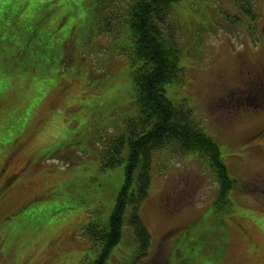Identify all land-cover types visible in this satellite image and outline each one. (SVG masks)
Wrapping results in <instances>:
<instances>
[{
	"label": "rangeland",
	"instance_id": "374dc122",
	"mask_svg": "<svg viewBox=\"0 0 264 264\" xmlns=\"http://www.w3.org/2000/svg\"><path fill=\"white\" fill-rule=\"evenodd\" d=\"M131 1L104 3L105 25L92 0L0 3V264L94 262L83 227L110 215L124 172L106 150L136 115ZM164 20L182 68L165 95L217 143L235 181L220 210L200 156L150 150L137 262L264 264V0H179ZM134 243L124 227L105 263L129 264Z\"/></svg>",
	"mask_w": 264,
	"mask_h": 264
},
{
	"label": "trees",
	"instance_id": "16d2710c",
	"mask_svg": "<svg viewBox=\"0 0 264 264\" xmlns=\"http://www.w3.org/2000/svg\"><path fill=\"white\" fill-rule=\"evenodd\" d=\"M92 1L95 13H102L99 23L112 22V16L102 7L109 0ZM178 1L132 0L124 11L136 115L126 123V131L119 138L122 145L114 144V151L106 150L104 159L108 166L122 165L124 172L110 215L105 221L97 220L83 227L90 239V248L96 251L93 264H106L112 248L123 237L124 227L130 229L135 241L137 257L129 264H139L137 261L146 257L149 234L138 215V207L147 195L150 150L171 147L200 156L216 178V207L225 210L228 206L227 191L235 178L228 174L217 143L193 124L189 109L176 107L165 95L166 85L176 81L182 68L177 44L166 38L160 25ZM123 149H126L125 156L120 153ZM136 169L139 172L134 178ZM3 192L0 190V194Z\"/></svg>",
	"mask_w": 264,
	"mask_h": 264
},
{
	"label": "snow or ice",
	"instance_id": "6c2138e0",
	"mask_svg": "<svg viewBox=\"0 0 264 264\" xmlns=\"http://www.w3.org/2000/svg\"><path fill=\"white\" fill-rule=\"evenodd\" d=\"M5 2V0H0V3Z\"/></svg>",
	"mask_w": 264,
	"mask_h": 264
}]
</instances>
